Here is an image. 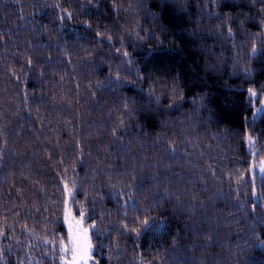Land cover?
Here are the masks:
<instances>
[{
  "label": "trees",
  "instance_id": "1",
  "mask_svg": "<svg viewBox=\"0 0 264 264\" xmlns=\"http://www.w3.org/2000/svg\"><path fill=\"white\" fill-rule=\"evenodd\" d=\"M260 7L259 0H0V264H30L26 253L56 264L51 246L35 237L69 242L62 180L74 214L82 208L85 224L95 217L104 232H91L99 264H139L137 244L151 264H264V226L249 227L254 202L264 215V175L256 173V197L247 175L237 182L264 160V111L254 117L264 101ZM121 42L132 65L115 52ZM116 68L127 77L119 87L106 80ZM137 70L142 80L131 75ZM128 173L143 189L140 206L157 218L138 241L99 223L121 219L114 193L126 190ZM140 214L138 206L129 217Z\"/></svg>",
  "mask_w": 264,
  "mask_h": 264
},
{
  "label": "snow or ice",
  "instance_id": "2",
  "mask_svg": "<svg viewBox=\"0 0 264 264\" xmlns=\"http://www.w3.org/2000/svg\"><path fill=\"white\" fill-rule=\"evenodd\" d=\"M213 5H215L216 0H210ZM253 4L257 3V0H251ZM259 3L261 5L260 11L264 12V0H259ZM67 11V10H65ZM243 15V13H241ZM154 16V14H153ZM68 18H71V13H68ZM230 18V14H229ZM59 19H64V17H59ZM225 24H227V19L224 21ZM242 23V22H241ZM264 23V21H262ZM227 32L229 33V36H233V31L231 27H228ZM133 35L136 36L137 39L139 40H144L145 37L141 36L139 32H134L132 33ZM97 36L103 35L102 33L97 32ZM107 41L109 44H111L112 41V36L108 35L107 36ZM100 43L101 41H97ZM256 47L253 45L251 51L253 53L256 52ZM115 52L119 53L120 56L123 57L121 63L122 65H132L134 63V60L132 59V53L129 52L126 48H124L123 42H121V47L120 48H115ZM91 55V53L89 54ZM154 59H161L158 56H154ZM32 61L29 59L28 64L30 65ZM13 77L16 76V73L13 71L12 73ZM131 75H134L137 77V79L142 80L143 76L138 74V70L136 72H132ZM107 83H115L117 87L120 86V83L122 81H127V77H122L120 74V69L116 68L115 70H110L109 75L106 78ZM105 80H100L96 81V89L99 90L104 84ZM131 83H135V81H132ZM91 87V85H90ZM264 90V89H262ZM248 93L252 96L256 95V91L252 88H249ZM150 99L154 98L156 104L159 106V97H153V93L150 91L148 93ZM176 95H179V93H176ZM171 107V104L169 105ZM124 110L127 113L129 117H131L133 113V106H130L129 103L127 102V98H125L124 102ZM125 129V123L124 120L121 119L119 121V125L117 128H113L111 131V135L116 139L119 140L121 139V131ZM247 142H248V147H249V153L250 155H256L252 150L255 149L257 141L249 134L247 136ZM169 150L170 153L174 154L177 149L175 146L174 142H169ZM82 151V148L80 149ZM209 174L212 176L213 179L216 178V173L212 171V166L209 165ZM66 172L67 169H64ZM259 172L260 174L264 175V160H261L258 165L252 164L250 165L248 172L246 174H241L237 177V182H239L241 179L244 178V175H247L248 178L251 180V191H252V196L256 197V187H255V177L256 173ZM128 176L130 178V183L126 185V190L124 188L120 189L118 192L114 193L117 197L120 199V203L118 204V209H121L120 211V216L121 219L119 221L113 222V221H107L104 219L103 216L100 217L99 223L100 225H106L111 223L112 224V231L113 232H120L124 235L132 234L133 238L138 241L139 238L147 233L153 230L155 227L154 221H156V217L150 216L148 214V207H143L140 206V201L138 198H136V191L140 190L142 191L143 189L141 188L140 184L136 183V176L133 173H128ZM141 179H145L144 176H141ZM153 180H155V177H152ZM166 179V178H165ZM62 188L61 192L62 194L68 198V199H73L74 196L72 193V189L69 187V184L67 180H62ZM72 185H75V180H72ZM110 188H117L118 186L116 184H109ZM166 199H171V196L167 193V190L162 194ZM126 197V199L124 198ZM222 198V197H221ZM155 203H159V201H154ZM94 203V202H93ZM139 206V211L140 215H136L134 217H129V212H135L137 211ZM179 206V205H177ZM256 207L257 203H253L251 207V212L254 214V223L252 225H249L250 228L255 227V225H261L264 226V215H256ZM80 212V219L75 221L74 225H70L69 232H68V241L65 242L63 237L55 236L53 234L54 239H48L47 236L45 237H35L36 239H39L42 244L44 245H50L51 246V251L53 253V259H57L56 264H99L97 260L94 259L92 256V251H93V244L91 242V236L90 232H93L96 236L103 235L104 232L102 231L101 227H98L95 217H88L91 223L88 224L87 227L83 226L84 218H85V213L82 208L78 209ZM262 210H264V206H262ZM69 213L65 211L64 220H68ZM11 227V226H9ZM163 227L161 226V231H163ZM45 232H47V229H45ZM5 235L4 230L0 229V237H3ZM54 240H59V243H54ZM111 242V241H110ZM261 243H264V241H261ZM103 247L104 245L101 244ZM29 247H32V245H29ZM139 245L137 244V252H138V257H139V264H151L150 261L145 262L143 259V253H140L138 251ZM26 256L29 257L30 264H39V261H32L31 260V254L26 253ZM134 261L137 260V257L133 258ZM158 259V258H157Z\"/></svg>",
  "mask_w": 264,
  "mask_h": 264
},
{
  "label": "rangeland",
  "instance_id": "3",
  "mask_svg": "<svg viewBox=\"0 0 264 264\" xmlns=\"http://www.w3.org/2000/svg\"><path fill=\"white\" fill-rule=\"evenodd\" d=\"M263 111H264V101L261 102L259 105H257V107L255 108L254 117H258ZM65 211H67L69 213L68 220L67 221L65 220V224H66L67 229L69 231L70 230L69 226L70 225H74L75 224V221L76 220H79L80 217H78V216H76L74 214V212H73V210H72V208L70 206L69 199H68V202L66 204ZM83 226L84 227H87V225L85 224V221L83 222ZM90 236H91V232H90ZM91 242H92V236H91ZM93 249H94V246H93ZM92 256H93V251H92ZM89 264H91V262H89Z\"/></svg>",
  "mask_w": 264,
  "mask_h": 264
}]
</instances>
